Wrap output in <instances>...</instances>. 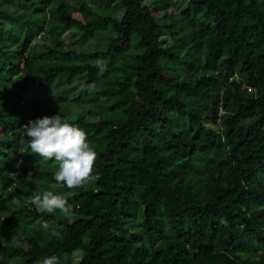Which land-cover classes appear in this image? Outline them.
Here are the masks:
<instances>
[{
    "label": "trees",
    "instance_id": "16d2710c",
    "mask_svg": "<svg viewBox=\"0 0 264 264\" xmlns=\"http://www.w3.org/2000/svg\"><path fill=\"white\" fill-rule=\"evenodd\" d=\"M57 113L98 153L80 189L25 135ZM52 255L264 264V0H0V264Z\"/></svg>",
    "mask_w": 264,
    "mask_h": 264
},
{
    "label": "clouds",
    "instance_id": "9594fccd",
    "mask_svg": "<svg viewBox=\"0 0 264 264\" xmlns=\"http://www.w3.org/2000/svg\"><path fill=\"white\" fill-rule=\"evenodd\" d=\"M92 63L93 66L100 67L103 61L98 59ZM87 87L94 89L96 85L93 83ZM23 127L31 152L45 162L53 159L57 162L54 179L58 184L75 190L96 179L93 169L98 153L88 140L85 129L78 124L69 122L57 113L29 120ZM27 199L37 210H43L45 213L59 211L65 218L74 215V206L65 195L52 190L34 191ZM37 223L45 231L50 230L51 236L60 235L47 220H40ZM38 264H59V261L55 255L45 256Z\"/></svg>",
    "mask_w": 264,
    "mask_h": 264
},
{
    "label": "rangeland",
    "instance_id": "374dc122",
    "mask_svg": "<svg viewBox=\"0 0 264 264\" xmlns=\"http://www.w3.org/2000/svg\"><path fill=\"white\" fill-rule=\"evenodd\" d=\"M149 0H144L145 3H147ZM117 5V4H116ZM120 15L122 14L123 9L119 8ZM82 90V89H81Z\"/></svg>",
    "mask_w": 264,
    "mask_h": 264
}]
</instances>
